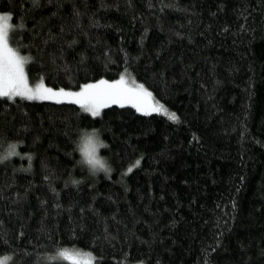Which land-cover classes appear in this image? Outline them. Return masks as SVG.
I'll return each mask as SVG.
<instances>
[{
  "label": "trees",
  "instance_id": "trees-1",
  "mask_svg": "<svg viewBox=\"0 0 264 264\" xmlns=\"http://www.w3.org/2000/svg\"><path fill=\"white\" fill-rule=\"evenodd\" d=\"M2 13L31 82L124 76L177 117L0 98V146L17 153L0 164L7 264L68 250L91 264H264V0H0ZM82 128L101 130L110 175L77 166Z\"/></svg>",
  "mask_w": 264,
  "mask_h": 264
},
{
  "label": "snow or ice",
  "instance_id": "snow-or-ice-1",
  "mask_svg": "<svg viewBox=\"0 0 264 264\" xmlns=\"http://www.w3.org/2000/svg\"><path fill=\"white\" fill-rule=\"evenodd\" d=\"M34 4L38 0H33ZM9 16H0V98L14 100L16 97L28 100H53L61 103L62 98H70L69 102L77 104L92 117L101 115V110L110 105L124 107L130 104L137 112L150 115L153 111H158V107L149 103L151 94L143 86L130 87L124 76L115 82H108L101 79L98 83L86 84L77 92L59 91L45 87L43 83L37 84L35 88L29 86L28 78L25 73V64L30 62V58L21 56L17 50L9 44V31L11 25L6 23ZM22 27V25H21ZM172 120H177L173 114ZM16 145L9 146V155H16ZM137 165L139 161L136 162ZM132 168L128 169L131 172ZM59 256L64 259L72 260L73 257L66 251H61ZM73 264H81L79 260H73ZM89 264V262H84Z\"/></svg>",
  "mask_w": 264,
  "mask_h": 264
},
{
  "label": "clouds",
  "instance_id": "clouds-1",
  "mask_svg": "<svg viewBox=\"0 0 264 264\" xmlns=\"http://www.w3.org/2000/svg\"><path fill=\"white\" fill-rule=\"evenodd\" d=\"M14 143L9 142V144L0 146V164L13 158L14 155H9V145H14ZM107 147V142L103 139L100 129H80L73 141V151L78 156L77 166L84 169L90 177L110 175L113 170L112 164L109 157L103 154ZM70 183L78 186L80 180L73 177ZM59 253L57 251L50 254L45 264H55L60 257Z\"/></svg>",
  "mask_w": 264,
  "mask_h": 264
},
{
  "label": "rangeland",
  "instance_id": "rangeland-1",
  "mask_svg": "<svg viewBox=\"0 0 264 264\" xmlns=\"http://www.w3.org/2000/svg\"><path fill=\"white\" fill-rule=\"evenodd\" d=\"M9 16L8 14H5V13H2L0 14V16ZM10 17V16H9ZM8 23L9 25H11V22H10V19L6 22ZM9 44L12 48H14L11 43H10V40H9ZM15 49V48H14ZM16 50V49H15ZM22 56V55H21ZM25 73L27 75V78H28V82H29V86L30 87H33L35 88V86L37 84H40V83H43V82H31L30 80V77L28 75V72H27V69H26V64H25ZM128 82V85L130 87H139L141 86L142 84L138 83V82H135L132 78L130 81L126 80ZM99 81L97 82H90V83H87V84H91V83H98ZM45 85V87H48V88H52V87H49L47 86L45 83H43ZM86 84L82 85L78 90H65V91H71V92H77L79 91L81 88H83V86H85ZM143 86V85H142ZM143 88L151 94V98L149 100V103L151 104H154L158 107V111H153L151 114H160V115H163V116H166L167 118L171 119V116L174 114L176 116V114L171 111L168 107H166L165 105H163L162 103H160L158 100H156L153 96V93L147 89L145 86H143ZM53 90H56V91H59L60 89H55V88H52ZM17 98V97H16ZM20 98V97H19ZM28 100V99H26ZM70 98L68 97H65V98H62V102L61 103H70L69 102ZM30 101H50V102H55V99L53 100H30ZM56 103V102H55ZM127 106H131L130 104H126ZM104 109V108H103ZM103 109L101 110V113L103 111ZM68 252L72 257L73 259L75 260H79L80 262L84 263V262H89V264H91V262L93 261V255H91L90 253H83V252H78V251H73V250H68L66 251ZM10 256H3V257H0V264H7L9 261H10ZM92 259V260H91Z\"/></svg>",
  "mask_w": 264,
  "mask_h": 264
}]
</instances>
